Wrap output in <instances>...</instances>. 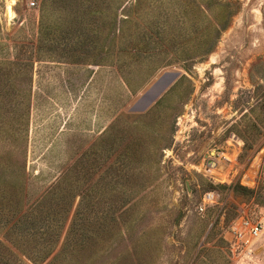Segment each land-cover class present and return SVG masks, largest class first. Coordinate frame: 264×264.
<instances>
[{"label": "rangeland", "instance_id": "obj_1", "mask_svg": "<svg viewBox=\"0 0 264 264\" xmlns=\"http://www.w3.org/2000/svg\"><path fill=\"white\" fill-rule=\"evenodd\" d=\"M9 1L0 264H264L229 234L264 225V0Z\"/></svg>", "mask_w": 264, "mask_h": 264}, {"label": "built area", "instance_id": "obj_2", "mask_svg": "<svg viewBox=\"0 0 264 264\" xmlns=\"http://www.w3.org/2000/svg\"><path fill=\"white\" fill-rule=\"evenodd\" d=\"M40 0H28L30 8H38ZM216 195L214 192H209L204 196L202 205L200 206V211L205 212V210L214 205ZM264 225L260 221H253L246 216H242L232 223L229 228V234L231 236V242L237 247L246 246L252 248L259 240Z\"/></svg>", "mask_w": 264, "mask_h": 264}, {"label": "water", "instance_id": "obj_3", "mask_svg": "<svg viewBox=\"0 0 264 264\" xmlns=\"http://www.w3.org/2000/svg\"><path fill=\"white\" fill-rule=\"evenodd\" d=\"M174 79L175 76L173 74L164 75L148 92L143 95L133 110L137 112H146L150 109L155 103V100L161 96Z\"/></svg>", "mask_w": 264, "mask_h": 264}, {"label": "bare ground", "instance_id": "obj_4", "mask_svg": "<svg viewBox=\"0 0 264 264\" xmlns=\"http://www.w3.org/2000/svg\"><path fill=\"white\" fill-rule=\"evenodd\" d=\"M17 0H10L8 7L10 12H12L13 7L15 5ZM222 161V160H221ZM222 163V162H221ZM218 165V164H217ZM222 165V164H221ZM204 172L212 179L214 180H219V181H224V177L226 175L223 174V168H216L215 163L211 162L209 164V167L207 168V170H204ZM228 172V171H227Z\"/></svg>", "mask_w": 264, "mask_h": 264}, {"label": "crops", "instance_id": "obj_5", "mask_svg": "<svg viewBox=\"0 0 264 264\" xmlns=\"http://www.w3.org/2000/svg\"><path fill=\"white\" fill-rule=\"evenodd\" d=\"M70 94H71V92H60L59 93V95H70ZM50 110H51V112H53L54 110L58 111V110H61V107L59 106L57 108H50ZM73 110H74V114H73V116H71L69 121L66 122V117L65 118L60 117V118L55 120L56 125H59L61 127L63 124H66L67 127L69 126V128H70L71 124L76 125V123H77V112H76L77 108L74 107ZM93 121L94 120L92 117V120H91L92 124H93ZM51 122H54V121H51ZM64 135H66V134H64ZM64 135L61 132V133H59L58 138L61 139V138H63ZM73 137H76V136H73Z\"/></svg>", "mask_w": 264, "mask_h": 264}]
</instances>
